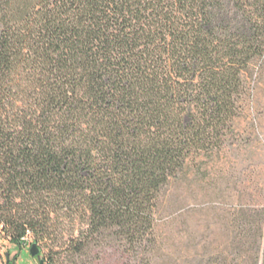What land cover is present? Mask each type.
I'll list each match as a JSON object with an SVG mask.
<instances>
[{
  "label": "trees",
  "instance_id": "trees-1",
  "mask_svg": "<svg viewBox=\"0 0 264 264\" xmlns=\"http://www.w3.org/2000/svg\"><path fill=\"white\" fill-rule=\"evenodd\" d=\"M254 73L264 0H0V234L71 264H264V206L237 203L156 257L162 189L237 142Z\"/></svg>",
  "mask_w": 264,
  "mask_h": 264
},
{
  "label": "rangeland",
  "instance_id": "rangeland-1",
  "mask_svg": "<svg viewBox=\"0 0 264 264\" xmlns=\"http://www.w3.org/2000/svg\"><path fill=\"white\" fill-rule=\"evenodd\" d=\"M248 93L249 99L236 120L237 142L211 156L199 157L162 189L156 214L160 238L157 261H165L168 254L179 249L184 219L194 227L200 242L210 241L216 217L223 214L220 205L264 206V74L254 73ZM191 208L196 211L187 216ZM29 247L27 243L18 248L0 234V264H38ZM50 255L57 259L54 264H71L61 250L41 249V258L53 264ZM131 257V253L108 244L93 246L77 260L78 264H131Z\"/></svg>",
  "mask_w": 264,
  "mask_h": 264
},
{
  "label": "water",
  "instance_id": "water-1",
  "mask_svg": "<svg viewBox=\"0 0 264 264\" xmlns=\"http://www.w3.org/2000/svg\"><path fill=\"white\" fill-rule=\"evenodd\" d=\"M29 254L33 257H36L38 260V264H47L43 261V259L40 256L39 249L36 244H31L28 250ZM6 259H8V253L5 254Z\"/></svg>",
  "mask_w": 264,
  "mask_h": 264
}]
</instances>
